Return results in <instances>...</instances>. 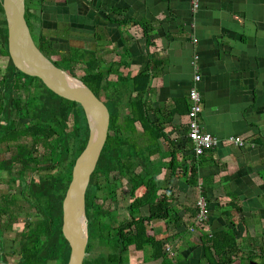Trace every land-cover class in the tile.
Wrapping results in <instances>:
<instances>
[{"label":"crops","instance_id":"crops-1","mask_svg":"<svg viewBox=\"0 0 264 264\" xmlns=\"http://www.w3.org/2000/svg\"><path fill=\"white\" fill-rule=\"evenodd\" d=\"M197 2L193 11L190 0L44 1L47 23L58 22L82 47L84 70L102 73L108 86L102 97L117 90L120 116L129 112V101L135 107L134 145L138 153L145 146L153 151L152 176L169 192L167 207L175 220L148 225L166 257L161 252L155 258L158 242L142 250L131 246L132 263L209 264L201 239L214 235L218 242L225 231L232 232L238 248L231 264H251L246 259L252 255L256 264L264 253V0ZM193 87L201 100L200 130L219 141L200 157L187 139ZM141 105L156 140L143 131ZM229 138L244 144L236 147ZM171 151L178 166L172 177ZM158 157L164 167L154 170ZM143 159L135 158L136 166ZM185 167L193 168L192 177ZM199 198L208 208L201 225L195 221ZM140 212L132 217L147 214ZM170 240L177 242L173 250Z\"/></svg>","mask_w":264,"mask_h":264},{"label":"trees","instance_id":"trees-1","mask_svg":"<svg viewBox=\"0 0 264 264\" xmlns=\"http://www.w3.org/2000/svg\"><path fill=\"white\" fill-rule=\"evenodd\" d=\"M0 56L8 59L5 69L0 68V152H10L8 158L0 159V182L3 172L9 174V181L20 186L23 199L33 211L31 221L26 224L27 230L17 234V248L12 253H3L4 240L0 222V264H8V258L11 256H16L15 264H67L70 251L61 232L62 201L71 180L74 163L88 140L86 118L79 104L58 97L40 80L22 74L13 66L7 50V27L2 0ZM62 63L58 65L60 69L77 77L71 66L64 67ZM82 73L83 75L77 78L97 97L101 92L106 93L108 86L102 84V73L89 69L85 71L83 66ZM107 101L105 105L110 112V134L90 179V187L94 186V194L90 198H96L95 193L101 190L104 193L108 189L113 193L115 181L110 179L112 174L125 177L130 185L128 213H131V216L124 220L123 225L124 228H130L135 224L137 234L136 237L124 236V248L133 245L136 250H142L146 245L158 242L154 249L155 258H158L163 248L159 241L148 234V225L154 220H165L168 223L175 220V215H172L167 207L169 192L159 186L156 177L152 176L153 166L149 158L153 151L145 146V149L138 153L134 145V123L137 117L133 116L132 111L135 107L129 101V112L120 119L122 100L117 90H112V95ZM141 107L140 122L143 131L151 136V140H156V136L150 133L153 124L148 120L147 109L144 105ZM37 145L41 146V154L37 151ZM170 154L172 159L167 165V170L172 177L178 166L174 151ZM135 158H144L141 166H136ZM192 169L185 167L183 172L192 177ZM102 181L103 185L100 186ZM191 182L195 184L194 181ZM89 191L88 189L86 198ZM15 201L13 194H0V215H7L11 220L14 215L10 206L14 205ZM94 205L97 206L95 208H101L95 200L86 207V215L89 213L87 210ZM142 209H146L147 214L135 220L132 212ZM98 226L99 230L94 239L100 241L101 225ZM217 238H220L218 242L214 235H205L201 239L209 264H231L238 252L232 232L225 231ZM90 241L89 238L86 250L91 244ZM113 258L107 260L99 255L90 259L86 256L83 264H117L119 260ZM247 258L246 260L254 262L253 255ZM261 258L264 260V253ZM120 262L122 264L123 261Z\"/></svg>","mask_w":264,"mask_h":264},{"label":"water","instance_id":"water-1","mask_svg":"<svg viewBox=\"0 0 264 264\" xmlns=\"http://www.w3.org/2000/svg\"><path fill=\"white\" fill-rule=\"evenodd\" d=\"M2 9L7 27V50L13 66L22 74L40 80L58 97L79 104L86 118L88 140L72 168L62 201L61 226L70 251L67 264H83L88 242L86 191L109 135L110 112L83 81L55 66L39 50L26 23V0H2Z\"/></svg>","mask_w":264,"mask_h":264},{"label":"flooded vegetation","instance_id":"flooded-vegetation-1","mask_svg":"<svg viewBox=\"0 0 264 264\" xmlns=\"http://www.w3.org/2000/svg\"><path fill=\"white\" fill-rule=\"evenodd\" d=\"M27 1V12H26V23L29 28L30 34L36 44V46L39 48V50L49 59L53 62L55 66L60 65L63 61H66L70 64L71 67L77 65L78 68L82 67L84 64V54L82 47H79L78 44H76L74 39H72L71 35L72 33L63 26L58 27V22H52L51 25L47 23L45 20L46 18V9H45V0H26ZM51 22V19L49 20ZM34 26L36 29H38L37 35L34 33ZM47 34L45 42L43 40L44 35ZM42 39V40H41ZM45 44L46 47H45ZM56 45L58 48H56ZM56 48V49H55ZM45 51V52H44ZM58 53L59 60H54L50 56L51 53ZM52 55V54H51ZM59 67V66H58ZM83 73L80 75L82 76ZM79 76V77H80ZM119 180L112 181L115 183V188L113 189V193L110 191L108 196L105 194V191L103 193V190L96 192L97 194L96 198H90L94 192V186L90 187V183L88 185L89 196L85 198V210L88 205L92 204L96 200V204L101 206V208H95L97 206L90 207L89 210H87L89 213L86 215V222H87V230H88V241L90 238L91 244L88 246V250L85 251V257L87 256L90 259H93L99 255L107 260H113L115 259L119 260L117 264H121L120 261H123L126 259L127 264H139V262L135 259L133 263L132 260V254H134L135 250L130 249L131 246H128V248H124L123 239L124 236L129 237H136L137 229L135 224L132 225L130 228H124V214L121 212L118 214L117 211H114L110 208L104 207V200H111L113 199L114 191H116L118 187V182L123 179L121 175H119ZM100 182V186L103 185ZM98 183V182H97ZM86 191V193H87ZM86 212V211H85ZM104 212V213H103ZM118 215V216H117ZM130 216H128L129 219ZM138 220V219H137ZM94 224L97 227L98 232V225H101V240L94 242V237L92 238L91 235V228L94 226ZM160 234V233H159ZM89 243L87 242V245ZM93 244H96V246H91ZM87 247V246H86ZM126 249V250H125ZM163 258L166 257V250L162 251ZM122 264H125L122 262Z\"/></svg>","mask_w":264,"mask_h":264},{"label":"rangeland","instance_id":"rangeland-1","mask_svg":"<svg viewBox=\"0 0 264 264\" xmlns=\"http://www.w3.org/2000/svg\"><path fill=\"white\" fill-rule=\"evenodd\" d=\"M34 33L35 35L39 34L38 33V29H36V27L34 26ZM44 38L43 40L45 42H47L46 40V36L47 34H43ZM42 40V39H41ZM47 44H45L46 47ZM56 48L57 45H56ZM55 48V49H56ZM45 52V51H44ZM52 54V55H51ZM50 56H52L51 58L54 60H59L58 58V53L54 52L51 53ZM8 63V59L6 57H1L0 56V68L1 69H5L6 64ZM62 66L66 67L69 66L70 64L67 63L66 61L64 63H62ZM73 73L79 77L82 74V67H79L77 65L71 67ZM81 77V76H80ZM24 94L26 93L25 91H23ZM98 97L100 98L101 101H103L104 103L108 102L107 99L103 98L101 94H98ZM121 112H124V109H120L119 113L121 114ZM121 119V116H119ZM110 134V132H109ZM112 134V132H111ZM38 153L41 154L40 150L41 146L37 145L36 146ZM10 155V152H0V159L2 158H8ZM159 157L155 159V163H158V165H155L154 170H159L160 168L164 167V163H161V161H159ZM156 175H159V173H157ZM2 181L0 182V194H5V193H9V194H13L14 198H15V204L10 206V211L12 212V214L14 215V217L9 220L7 215H0V222H1V232L3 233V240H4V247H3V253H12L16 248H17V237H18V233L22 232L24 230H27V223L29 221H31L32 218V208L29 206V204L26 202V200L23 199L22 195H21V188L20 186H18L16 183H12L9 181V174L7 173H2ZM120 176L118 174H112L111 175V181H115V180H119ZM129 189H130V185L127 183V179L124 177L123 179H121V181L118 182V187L116 189V191H114V195H113V199L111 200H107L105 199L104 201V207H108L114 211H117L116 213H122L124 214V220L128 219V216H131V213H128V206L130 204V196H129ZM110 193V191L107 189L105 190V194L108 196V194ZM140 214H146V210H141ZM135 215V214H132ZM118 216V215H117ZM134 217V216H133ZM8 220L10 221V223L8 222ZM9 223V224H6ZM11 224H13L11 226ZM6 225H8L9 227L7 228ZM96 231H97V227L94 224V226L91 228V235L92 238L95 237L96 235ZM182 236H186V234H182ZM189 237V236H188ZM94 242L96 243V239H94ZM175 240H170L169 242V246L170 249H175L176 246ZM96 246V244L91 245ZM259 258V256H258ZM261 258V257H260ZM16 256H11L8 258V264H15L16 262ZM264 260L261 258V261H259L258 263H263Z\"/></svg>","mask_w":264,"mask_h":264},{"label":"built area","instance_id":"built-area-1","mask_svg":"<svg viewBox=\"0 0 264 264\" xmlns=\"http://www.w3.org/2000/svg\"><path fill=\"white\" fill-rule=\"evenodd\" d=\"M193 11L198 9L197 0H190ZM200 77L195 75L194 82H199ZM188 99L190 102V109L188 112V133L187 139L192 143V153L196 157L202 156L204 153L209 152L216 148L219 144V141L208 133H204L200 130L198 123V116L201 112V100L197 90L193 87L188 93ZM229 143L234 146H242L244 143L240 138H229L227 140ZM195 221L198 225L205 223L208 215V208L205 204L203 198L197 199L195 202Z\"/></svg>","mask_w":264,"mask_h":264}]
</instances>
